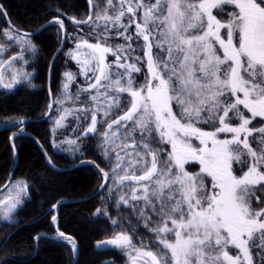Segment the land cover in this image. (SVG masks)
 Returning <instances> with one entry per match:
<instances>
[{
    "label": "snow or ice",
    "instance_id": "1",
    "mask_svg": "<svg viewBox=\"0 0 264 264\" xmlns=\"http://www.w3.org/2000/svg\"><path fill=\"white\" fill-rule=\"evenodd\" d=\"M89 4L100 7L92 0ZM229 6L236 10L227 12ZM0 13L7 15L3 5ZM126 15L127 24L123 23ZM54 22L64 28L62 20ZM75 22L94 25L97 30L102 27L105 33L115 31L124 44L111 46L109 37L98 35L95 43L78 41L75 50H70L68 54L80 65L87 82L79 91L88 100L81 101L79 95L76 100L91 106L68 109L65 100L57 98L54 103L59 114L53 131L73 112L83 113L85 118L90 114L91 123L81 133L86 137L97 131V113L108 117L113 107H121V97L127 98L123 115L107 123L102 133L106 149H120L111 169L115 187H108L109 172L94 166L104 178L101 188H107L110 195L121 192L125 182L134 185L130 196L121 193L115 205L117 209L121 205L134 208L143 203L137 219H143L145 227L154 224L150 231L159 250L153 251L143 242L135 246L133 237L124 231L97 247L107 244L126 251L128 264H254L256 240L264 247V122L256 121L260 127L253 125L257 117L264 118V0H119L118 7L107 0L105 8L95 12V19L89 15ZM133 24L135 37L128 34ZM0 35L21 49L7 60L0 59V89L11 91L22 82L31 84L32 74L23 67L29 60L23 53L25 49L37 52L32 34L9 22ZM140 38L148 75L137 85L133 73L141 69L127 61H141V57L131 56L135 51L132 43ZM3 50L4 44H0ZM109 53L115 57L111 64L106 60ZM19 61L23 64L16 67ZM64 77V97L71 99L68 88L75 76L66 72ZM241 106L251 115H245ZM52 108L50 103L49 113ZM3 123L20 126L23 132L26 117H5ZM200 123H211L214 130L197 127ZM220 134L226 138L220 139ZM16 136L13 133L12 139ZM193 137L200 147L193 146ZM77 140L65 142L79 151ZM153 142L171 145L166 159L152 147ZM12 146L15 150L14 143ZM189 160L199 162L198 172L185 169ZM136 170L141 174L136 175ZM30 188L24 180L6 186V194L0 197V223L15 222L13 216L29 198ZM52 239L66 241L73 255L78 253L75 239L58 228Z\"/></svg>",
    "mask_w": 264,
    "mask_h": 264
},
{
    "label": "trees",
    "instance_id": "2",
    "mask_svg": "<svg viewBox=\"0 0 264 264\" xmlns=\"http://www.w3.org/2000/svg\"><path fill=\"white\" fill-rule=\"evenodd\" d=\"M0 4L3 5L12 24L26 32L36 31L45 25L55 15L58 8L68 13H79L86 8L85 0H0ZM8 28L5 16L0 13V32ZM57 31L58 28L52 25L33 37L42 54L41 61L36 64L38 69L35 71L33 82L36 83V88L24 83L11 91L0 89V127L5 126L3 123L5 117L41 118L46 114L49 105L50 66L61 43ZM0 44H4V46L7 44L2 35H0ZM11 45L4 55L5 59L19 51L17 45L14 43ZM62 54L57 56L52 65L51 89L53 94H55L56 84L62 71ZM68 106L69 109H76L73 104ZM86 106L90 107V105ZM73 113L76 114V112ZM87 118L83 113H79L81 131L85 129ZM100 124L102 123L100 122ZM255 124L258 123L255 122ZM102 128L101 126V137L94 135L90 138L94 141L95 147V150L91 152L93 155L91 158L106 172H109L108 187H115L111 179V169L115 165L116 150L105 148ZM26 129L42 144L56 167H69L77 163L76 160L73 161L56 152L51 146L50 119L44 122H29ZM19 130V126H10L0 130V188L8 181L16 161L17 165L11 182L24 180L31 185V188L29 189V198L13 216L15 222L11 225L0 223V264H72L74 255L71 246L62 240L52 239L56 235L52 224V216L55 214L52 206L60 199L76 201L90 196L101 186L102 175L91 165H84L69 171L52 168L34 138L20 134L12 141V134ZM136 137L139 139V136ZM158 139L156 136V140ZM13 143L15 150L12 146ZM152 147L163 153L165 150L164 158L166 159L164 143L153 142ZM106 150L109 153L108 156H105ZM97 156L102 159L96 158ZM102 160L110 167H106ZM125 167H127L126 164ZM192 167L191 171H195L198 166ZM119 174L123 175L124 173ZM131 187V183L127 182L121 187V192L115 193L114 196L108 194L107 188H105L99 196L90 201L66 203L60 206L58 229L77 241L79 258L76 264H100V261L110 254L98 251L96 248L103 247V244L100 247H97V244L110 239L117 232L124 231L132 236L135 244L140 239L145 242L153 240L152 237L155 235L150 231V228L154 224L145 227L144 220L137 219L140 215L139 210L143 208L142 202L134 208L121 205L117 209L115 205L114 201L119 198L121 193L126 192L130 196ZM97 209H101L100 214L96 213ZM105 211L109 213V216L104 215ZM112 220H117L118 224L113 225ZM10 233H12L11 239L7 244H3L5 237ZM36 236H40L41 239L36 241L34 239ZM259 247L261 246L256 242V246L252 250L256 257L255 263L264 264V260L261 258L263 247ZM119 257L121 258V256Z\"/></svg>",
    "mask_w": 264,
    "mask_h": 264
},
{
    "label": "flooded vegetation",
    "instance_id": "3",
    "mask_svg": "<svg viewBox=\"0 0 264 264\" xmlns=\"http://www.w3.org/2000/svg\"><path fill=\"white\" fill-rule=\"evenodd\" d=\"M85 3H86V8L82 9V11L79 13H74V12L68 13V12L58 8L55 11V15L50 19V21H51V20H55L56 18H58L59 20L63 21V24H64L63 29L60 28L58 23H56L55 26L58 28L57 36L60 38L61 42H62L63 37L65 36V44H64V48L61 52V53H63L62 58H61V63H62L61 70L62 71L60 73V76L58 78V82L56 84L55 94H53V93L52 94H53L54 100H56L57 98L65 100L64 90H63L62 85H63V81L65 79L64 73H66L67 72L66 70L68 69V72L73 73L75 76L74 81H72L69 85L68 93L71 96L72 104L75 105L76 108H82V107L86 106V104L77 101L76 97H77V95H79L81 101L88 100V95L79 91L80 89L87 87V82L85 80L84 75L80 74V65L76 62V60L72 59L68 53L70 52V50H75L76 43L78 41L89 40V42L95 43V41H96L95 37L98 35H106L107 37H109L107 43H109V45H111V46H115V44H116V43H113V41L118 42L119 40H121L120 37L116 36L115 31H109V32L105 33L103 31V29L97 30L94 25H77L76 24L75 21L86 20L91 13V9L93 7L90 6L89 0H85ZM92 4H94V5L98 4L100 6L99 8H93L94 9L93 19H95V12L101 10L102 8H105V6L107 5V0H92ZM118 4H119V0H118ZM50 21H48V22H50ZM123 23H125V24L128 23V16L127 15L123 18ZM128 34L135 37V25L134 24L130 27ZM60 45H61V43H60ZM132 48H134L135 51L131 53V56L132 57H141V61L139 63H137L135 61V59H132V60H129L127 62L128 63H136V66L141 69L140 72L133 73V79L137 82V85H139V84L144 83L145 77L148 75L147 57L144 55L145 49L142 47V44L140 45L139 40L134 39V41L132 43ZM156 51L157 50L154 49V54ZM61 53L59 55H61ZM65 53H67L69 56L67 57L65 55ZM106 60L108 63L111 64L115 60V57L111 53H109V54H107ZM113 72H115V69H113ZM92 94H94V93H92ZM126 103H127V98L125 96H122L121 97V107L119 109L116 107H113L112 111L109 113V116L105 117V121H106L105 124L98 123L97 124V131L94 133L88 134V136H86V137L81 136V133H83L84 129L81 131V129L79 127V119H77L79 117V113L78 112L76 113V116L74 119L75 120V122H74L75 135L74 136L76 137V140H77V137L80 138L79 140H77V143L80 144L79 151L81 152V154L80 155L78 154V156H77V163H80V162L86 161V160L93 161L91 158V156H93V155H91V152H93L95 150V147H94V141H92V139H90V138H92L94 135H100V137H101V131H100L101 126L103 127L102 132H104V130L107 128V123H110L111 120L116 119L118 116H122L123 111L126 110V108L123 107L124 104H126ZM87 105H90V104H87ZM97 117H98V121L101 122L102 117H103V113L102 112L97 113ZM87 120H88V122H87L85 128H87L88 125L91 123L90 114H89V117L87 118ZM112 148L115 149L116 151L120 150L117 147H112ZM170 151H171V145L169 146V152ZM88 152H90V153L88 154ZM121 155H123L122 151H121ZM96 158L102 159L100 156H97ZM102 161L106 167H110V165L108 163H106L104 160H102ZM191 166H194V165H191ZM191 166L185 165V169L189 172L191 169ZM137 175H140V174H137ZM108 182H109V180H108ZM125 183H127V182H125ZM131 185L134 186L133 184H131ZM141 242H143L142 239H140L136 243V245L141 246ZM133 244H134V242H133ZM157 245L158 244H155L154 247L157 248L158 247ZM103 248H105V249H103ZM96 249L100 252H105V253L110 254L109 256H105L100 261V264L103 261H106L108 259H113V261L110 264L119 263L121 260L119 257L120 254L118 252L120 250L119 248L106 247L103 245V247L96 248Z\"/></svg>",
    "mask_w": 264,
    "mask_h": 264
},
{
    "label": "rangeland",
    "instance_id": "4",
    "mask_svg": "<svg viewBox=\"0 0 264 264\" xmlns=\"http://www.w3.org/2000/svg\"><path fill=\"white\" fill-rule=\"evenodd\" d=\"M153 2H154V0H153ZM113 3L117 7L119 6L118 0H113ZM103 9L104 8H102L99 11H102ZM235 10L236 9L232 8L231 6H229V7L226 8V11L227 12H232V11H235ZM109 14L110 15H113L115 13H114V11H110ZM221 18H223V17H221ZM109 28H111V25H109ZM100 29H103V28L101 27ZM30 38L32 39V42L37 46V52L35 54H33L30 49H25V51H24L23 54H24V57L29 60V64L23 65V67H24V70H26L27 72H29V73L32 74L31 75V78H30L31 79V84H29V85L31 87H33V88H36V86H35L36 83H33L34 82V79H35V71L38 69V66H36V64L41 61L42 54L40 52L39 45L37 43H35L33 37H30ZM113 43H116L117 45L118 44H124V40L121 38V40H119L118 42L113 41ZM139 43H140V45L142 44V46H143V43L144 42H143L142 38L139 39ZM11 46L12 45L11 44H8V43L4 46V50L3 51H0V59H5L4 58V55L7 53L8 49L11 48ZM18 48H19V51H17L16 54H14L12 56H15L18 53H20L21 49H20L19 46H18ZM65 55L67 57L69 56L67 53H65ZM7 59L8 58H6L5 60H7ZM22 64H23V61H19V62L16 63L15 66L16 67H20ZM66 71L68 72V69ZM64 82H65V79H64L63 83ZM24 83H26V82H22L21 84H24ZM71 101H72L71 99H66L65 98L64 107L69 109V106L68 105L69 104H72ZM58 107H59L58 105L55 106L54 111L52 113V116L50 118V127H51V130H52L51 146L53 147V149L56 152L61 153V154L65 155V156L71 158L73 161H75V160L77 161V156H78V154L80 155L81 152L80 151H76L74 145H71V144L65 142L67 140H76V137L74 136L75 135V129H74L75 127H74V122H73L74 119H75L76 114L74 115V113H72L71 115H68L67 118L63 121V126L62 127H59V128H56L55 131H53V128H54L53 121L56 118V116L59 114L58 113ZM241 110L245 113V115H247V116H250L251 115L250 113L247 112V110L243 109L242 106H241ZM179 111H180L179 108L176 107V106H174V112H176L177 114H179ZM258 120L259 121H262L263 120L262 122H264V118L257 117L256 120L253 121V125L256 126V127H260L261 126V124H255V122L258 121ZM105 122H106L105 121V117L103 116L101 123L104 124ZM238 122L239 121L236 120V123H238ZM196 126L197 127H201L205 131H213L214 130V128L211 125V123H209V124L200 123V124H197ZM136 136H139V133H136ZM156 136L158 137V134ZM219 138L220 139L226 138V134H220ZM227 138H230V137H227ZM191 143L193 144L194 147H200L201 146L200 143H199V140L196 139L195 137L191 138ZM164 145H166V155H167V152H169V146H170V144H165L164 143ZM164 153H165V150H164ZM186 165L187 166H189V165L190 166L191 165L198 166V167H196L197 170H195V171H191V169H193V167L191 166V169L189 171L190 173H194V172H198L199 171L200 165H199V163L197 161L189 160L186 163ZM239 167H240V165H234V168H239ZM130 174H131V172H130ZM135 174L136 175L137 174H141V172L139 170H136L135 171ZM206 183H208V181H206ZM209 187H210V184H209ZM5 194H6V192H4L3 194H1L0 197H3ZM152 239L153 240L150 241V242L143 241V244L144 245L151 246V250H153V251H158L159 248L158 247L157 248L154 247L155 244H158V241L156 240V237L155 236L152 237ZM256 242H257V244L261 245V242L259 241V239H257ZM134 245L137 246V247H140V246L136 245L135 243H134ZM259 248H262V247H259ZM262 251H263V255L261 256V258L264 260V247L262 248ZM118 252H119V254L121 256V258H120L121 260H120L119 263H116V264H128V255H127V252L126 251H123L121 249ZM233 254H235V251H233ZM254 256L255 255H253L254 264H256L255 263V258L256 257H254Z\"/></svg>",
    "mask_w": 264,
    "mask_h": 264
},
{
    "label": "water",
    "instance_id": "5",
    "mask_svg": "<svg viewBox=\"0 0 264 264\" xmlns=\"http://www.w3.org/2000/svg\"><path fill=\"white\" fill-rule=\"evenodd\" d=\"M0 5H1V4H0ZM3 12H6V11L4 10V8H3ZM6 13H7V12H6ZM93 13H94V9L92 8V9H91V13H90V15L93 16ZM3 15H4V14H3ZM4 16H5L6 23H7L8 27H9V22H10V24H11L12 26H14V25L12 24V22L10 21L8 15H4ZM55 24H56V23L54 22V20H51L50 22L46 23L45 25H43L42 27H40V28L37 29L36 31L28 32V33H31V34H32L30 37H34V36L38 35L39 33H41V32H42L44 29H46L47 27L52 26V25H55ZM76 24H77V23H76ZM77 25H79V24H77ZM14 27H15V26H14ZM21 31H22V30H21ZM22 32H26V31H22ZM64 44H65V36L63 37L62 42H61V45H60V47L58 48V50L56 51V53H55V55H54V57H53V59H52L51 66H50V71H49V78H48V93H49V98H50V102H49V104L52 103V104H53V108H54V98H53V94H52V90H51V84H52V65H53L55 59L57 58V56L62 52V50H63V48H64ZM49 90H51V92H50ZM53 108H52V110H51V113H49V109H48L47 113H46L43 117H41V118H26V123L22 126L23 129H24V131H23V132L20 131L21 134H22V135H29V136H31L32 138L35 139V141H36L37 145L39 146L40 150L43 152V154H44V156H45V159H46L47 163H48L52 168H54V169H56V170H59V171H65V170H67V171H69V170H72V169H75V168H78V167H81V166H84V165H91V166H93V167H95L94 165H98V164H97L96 162H94V161L86 160V161H82V162H80V163H78V164H75V165L69 166V167L58 168V167H56V166L54 165V163L52 162V160H51V158H50L48 152L44 149V147L42 146V144H41V143H40V142H39L34 136H32L30 133L27 132V129H26L27 123H29V122H44V121H47V120L50 118L51 114H52ZM10 126H15V125L8 124L7 126H2V127H0V130L5 129V128L7 129V128H9ZM17 127H18V126H17ZM19 127H20V126H19ZM18 135H19V134L17 133V136H18ZM12 141H13V139H12ZM49 159L51 160V164L49 163ZM93 162H94V163H93ZM16 165H17V161H16V164L14 165V167H13V169H12V172H11V174H10V176H9L8 181L6 182V184H5L2 188H0V193H2V192L6 189V186H8L9 183L11 182V180H12V178H13V175H14V172H15ZM95 168H96V167H95ZM96 169H97V168H96ZM97 170H98V169H97ZM101 175H102V174H101ZM103 183H104V178H103V182H102V184H103ZM107 183H108V182H107ZM102 184H101V185H102ZM103 190H104V188L102 189L101 186H100V187L97 189V191L94 192L93 194H91L90 196H87V197H85V198H82V199H79V200H76V201H73V200H67V199H60V200L55 204V205H57V207L54 208V210H55V214H54V215L57 217V220H56L55 222L52 221V224H53V227H54L55 232H56V230H57V228H58L59 209H60V206H61V205L66 204V203H73V202H87V201H90V200L94 199L95 197L99 196V194H100ZM54 215H53V216H54ZM59 231H60V230H59ZM75 241H76V240H75ZM64 242H66V241H64ZM66 243H67V242H66ZM76 243H77V241H76ZM67 244H68V243H67ZM77 245H78V243H77ZM103 245L106 246V247H114V246H112V245H107V244H103ZM78 258H79V248H78V253L74 256V260H73L72 264H76L77 261H78ZM112 261H113V259H108V260H106V261H103L101 264H110Z\"/></svg>",
    "mask_w": 264,
    "mask_h": 264
}]
</instances>
